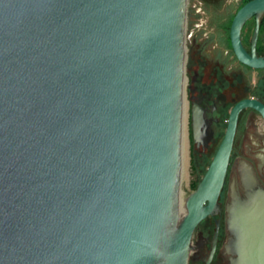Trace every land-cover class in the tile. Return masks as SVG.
I'll return each instance as SVG.
<instances>
[{"label":"water","instance_id":"95a60500","mask_svg":"<svg viewBox=\"0 0 264 264\" xmlns=\"http://www.w3.org/2000/svg\"><path fill=\"white\" fill-rule=\"evenodd\" d=\"M187 3L0 0V264H190L197 226L222 211L240 113L264 118V103L232 106L182 213ZM263 15L264 0H248L230 27L254 68ZM205 127L194 104L196 142ZM250 179L226 205L231 264H264V188Z\"/></svg>","mask_w":264,"mask_h":264},{"label":"flooded vegetation","instance_id":"af4514ba","mask_svg":"<svg viewBox=\"0 0 264 264\" xmlns=\"http://www.w3.org/2000/svg\"><path fill=\"white\" fill-rule=\"evenodd\" d=\"M238 9L233 11L234 16ZM225 11L226 7L220 8L218 14L224 15ZM200 16L201 12H197L195 20L189 19L187 13L186 41L190 43L188 46L190 53L187 54L185 65V104L190 111V135L195 154L202 161H207L204 175L224 137L232 106L238 100L247 97H254L264 103V67L254 68L239 61L233 48L230 50L223 44L217 32L213 33L209 29L206 32L203 24L197 26L200 24ZM255 25L256 17L253 16L242 29V40L249 51ZM257 52L264 55V15L257 41ZM194 104L203 110L206 119V127L200 142H196L193 137ZM250 166L253 174L249 170ZM252 175L264 188V118L256 109L246 107L239 116L219 199L222 211L214 216H208L197 226L192 239L194 247L189 258L190 264H207L217 219H220L219 233L214 254L208 264H231L232 258L236 255L226 248L230 237L226 226V205L231 200L233 191L236 190L242 196H246L252 190L253 182L250 179Z\"/></svg>","mask_w":264,"mask_h":264},{"label":"rangeland","instance_id":"374dc122","mask_svg":"<svg viewBox=\"0 0 264 264\" xmlns=\"http://www.w3.org/2000/svg\"><path fill=\"white\" fill-rule=\"evenodd\" d=\"M240 0H188L187 13L189 19H196L197 12H201L200 24H203V29L207 32L208 29L216 33L218 26L214 18L218 14L220 8L227 7L229 5L235 6ZM202 10V11H198ZM187 44V54L189 51V42ZM226 123V122H225ZM184 130H183V148H182V172H181V207L184 206L185 198L197 187L201 177L204 173V169L207 165V161H202L198 155L195 154L191 135H190V111L185 107L184 118ZM226 126V124H225ZM224 126V128H225Z\"/></svg>","mask_w":264,"mask_h":264},{"label":"trees","instance_id":"16d2710c","mask_svg":"<svg viewBox=\"0 0 264 264\" xmlns=\"http://www.w3.org/2000/svg\"><path fill=\"white\" fill-rule=\"evenodd\" d=\"M247 1L248 0H240L239 2H237V4L235 6H231V5L227 6L226 7L227 11H225L224 15L223 14H221V15L216 14V17L214 18V21H216V24L218 26L217 33L219 35V38L223 42V44H226V46L228 48H230V50H232V46H231V42H230L229 33H230L231 21H232V18L234 16L233 11L240 8Z\"/></svg>","mask_w":264,"mask_h":264},{"label":"bare ground","instance_id":"6f19581e","mask_svg":"<svg viewBox=\"0 0 264 264\" xmlns=\"http://www.w3.org/2000/svg\"><path fill=\"white\" fill-rule=\"evenodd\" d=\"M184 118H185V114H184ZM185 126V125H184ZM183 144V143H182ZM182 148H183V146H182ZM181 208V212L183 213L184 211H185V207L183 206V207H180Z\"/></svg>","mask_w":264,"mask_h":264}]
</instances>
